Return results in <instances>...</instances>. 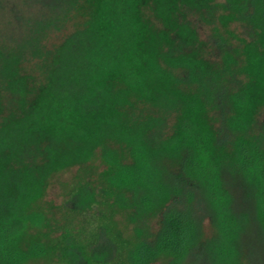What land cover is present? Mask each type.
I'll use <instances>...</instances> for the list:
<instances>
[{"label":"trees","instance_id":"trees-1","mask_svg":"<svg viewBox=\"0 0 264 264\" xmlns=\"http://www.w3.org/2000/svg\"><path fill=\"white\" fill-rule=\"evenodd\" d=\"M55 2L84 19L36 86L31 40L0 46V264L264 261V0ZM194 22L212 25L206 53ZM71 167L45 216L49 177Z\"/></svg>","mask_w":264,"mask_h":264},{"label":"rangeland","instance_id":"rangeland-1","mask_svg":"<svg viewBox=\"0 0 264 264\" xmlns=\"http://www.w3.org/2000/svg\"><path fill=\"white\" fill-rule=\"evenodd\" d=\"M215 1L220 2L221 0ZM141 13L143 18L152 26H159L149 5L143 6ZM83 19L82 11L78 6H74L68 13H65L55 0H0V46H17L25 40H31L32 47L23 50L20 70L22 74L26 75L30 85L34 87L41 80L40 70L49 58V52L66 34L78 27ZM194 23L197 33L194 45L198 48L199 53H206L209 49L207 34L212 25ZM227 29L232 35L231 40L238 43V39L243 36L240 27L229 24ZM205 56L212 58V55ZM9 103V97L5 96L1 115L10 109ZM88 163L99 167L101 164L97 156ZM77 169V167H71L60 170L49 177L46 188L37 202L45 216L57 217L62 191L68 181L76 174ZM202 225L204 232L207 233L209 225L206 219L203 220ZM254 239H256L254 235L249 236L244 243H247L248 247L250 244L259 247V241H254ZM253 261L254 264L264 263L260 253L254 257Z\"/></svg>","mask_w":264,"mask_h":264}]
</instances>
